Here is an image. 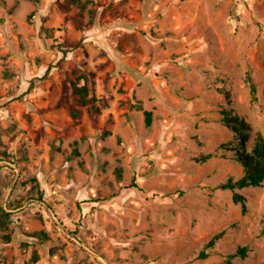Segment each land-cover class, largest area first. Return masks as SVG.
Here are the masks:
<instances>
[{"label": "rangeland", "instance_id": "rangeland-1", "mask_svg": "<svg viewBox=\"0 0 264 264\" xmlns=\"http://www.w3.org/2000/svg\"><path fill=\"white\" fill-rule=\"evenodd\" d=\"M82 2L0 0V264H264V0Z\"/></svg>", "mask_w": 264, "mask_h": 264}, {"label": "trees", "instance_id": "trees-1", "mask_svg": "<svg viewBox=\"0 0 264 264\" xmlns=\"http://www.w3.org/2000/svg\"><path fill=\"white\" fill-rule=\"evenodd\" d=\"M72 5L78 6L80 9L85 7V3L82 0H68ZM83 83H80V81ZM68 91L72 94V100L75 106H86L96 100L92 89L89 88L87 77L83 73H79L75 76L74 80L69 81V85L64 87V96H68ZM89 111L97 114L100 112V107L92 103ZM70 113L72 117H76L78 110L70 105ZM151 123V113L145 112V124L149 126ZM5 157L0 156V161ZM243 168V175L238 180L233 181L232 179L227 180L225 183L220 184V188L234 190L236 188H243L246 186H258L264 180V138L258 136L254 142L253 148L250 152L245 153L243 158H240ZM235 198H240L238 195ZM1 214L3 217H8L9 214L1 209ZM221 234H215L209 242L206 244L205 248L211 247L215 240L220 237ZM238 253L245 255L246 248L241 247L238 249ZM208 257V253L202 250L198 254V258L205 259ZM217 264H233L231 259H225L224 261Z\"/></svg>", "mask_w": 264, "mask_h": 264}]
</instances>
